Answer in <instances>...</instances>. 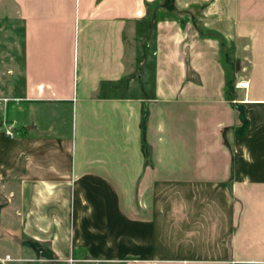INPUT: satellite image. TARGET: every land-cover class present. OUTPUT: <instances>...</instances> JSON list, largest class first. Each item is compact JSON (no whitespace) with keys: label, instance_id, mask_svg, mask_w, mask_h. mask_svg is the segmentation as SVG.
Wrapping results in <instances>:
<instances>
[{"label":"crops","instance_id":"0c3cea01","mask_svg":"<svg viewBox=\"0 0 264 264\" xmlns=\"http://www.w3.org/2000/svg\"><path fill=\"white\" fill-rule=\"evenodd\" d=\"M166 2L5 0L7 232L57 264H264V0ZM192 4L211 35L168 14Z\"/></svg>","mask_w":264,"mask_h":264},{"label":"rangeland","instance_id":"374dc122","mask_svg":"<svg viewBox=\"0 0 264 264\" xmlns=\"http://www.w3.org/2000/svg\"><path fill=\"white\" fill-rule=\"evenodd\" d=\"M5 7V0L0 1V133L4 134L6 127H12L11 119L6 116V103L12 94H18L21 85V26L17 20L12 19L10 16L11 12L10 17L7 18ZM167 11L169 12L168 14H172L176 19L180 20L181 24L183 19H189L191 28L201 29V26H199L200 21L195 20L202 18L203 7L201 5L192 4L189 12L184 11V13L175 6L172 10ZM223 58L227 79L229 80L228 91L230 92L233 82L234 63L235 59L237 60L238 58L234 57L231 51L229 49L226 50L225 47L223 48ZM244 74L247 75V73ZM4 147V145L0 144V150H3ZM20 169L19 167L16 174L20 173ZM13 185L15 184L10 183V189L13 188ZM8 196L6 180H0V264H57L52 254L49 255L45 244L31 240L28 235L20 233V227H16L15 234L7 232V215L12 212V207L17 212L14 200L9 203V209H7ZM53 205L51 202L48 203L47 209ZM18 223L19 221L17 220ZM29 256L33 257L35 262L24 261ZM6 257L11 260L2 261Z\"/></svg>","mask_w":264,"mask_h":264},{"label":"trees","instance_id":"16d2710c","mask_svg":"<svg viewBox=\"0 0 264 264\" xmlns=\"http://www.w3.org/2000/svg\"><path fill=\"white\" fill-rule=\"evenodd\" d=\"M166 1H168V0H165V5L166 6H168V3L166 2ZM168 10H171V9H168ZM198 31H199V33L202 35V36H208V35H211L210 33H207L206 31H203V30H199V29H197ZM213 35V34H212ZM213 36H215V35H213ZM217 37V36H216ZM218 38V37H217ZM221 40V39H220ZM221 43H222V40H221ZM228 86H229V83H228V81H227V88H228ZM239 110V117H240V120H241V126L239 127V129L237 130V132L239 133V134H241V133H243L244 131H245V129H246V126H247V120L245 119V117H244V112H243V110L242 109H238Z\"/></svg>","mask_w":264,"mask_h":264},{"label":"built area","instance_id":"2783aa9c","mask_svg":"<svg viewBox=\"0 0 264 264\" xmlns=\"http://www.w3.org/2000/svg\"><path fill=\"white\" fill-rule=\"evenodd\" d=\"M236 86L238 88H243L245 89L247 87V82L246 81H240L236 84ZM5 135L9 138H12L14 136L12 127H6L5 128ZM11 259L9 257H6L5 259H3L2 261H10Z\"/></svg>","mask_w":264,"mask_h":264}]
</instances>
